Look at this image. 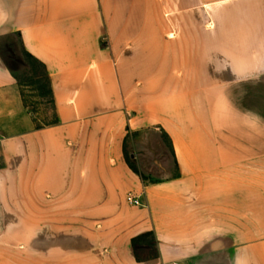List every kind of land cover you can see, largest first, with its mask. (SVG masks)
<instances>
[{
  "label": "crops",
  "instance_id": "0c3cea01",
  "mask_svg": "<svg viewBox=\"0 0 264 264\" xmlns=\"http://www.w3.org/2000/svg\"><path fill=\"white\" fill-rule=\"evenodd\" d=\"M7 36L46 68L56 124L36 129ZM15 256L264 264V0H0V264Z\"/></svg>",
  "mask_w": 264,
  "mask_h": 264
},
{
  "label": "rangeland",
  "instance_id": "374dc122",
  "mask_svg": "<svg viewBox=\"0 0 264 264\" xmlns=\"http://www.w3.org/2000/svg\"><path fill=\"white\" fill-rule=\"evenodd\" d=\"M4 53L7 55L10 68L16 73L21 94L28 109L32 112L38 124L51 123L54 120V109L51 103V97L48 94V86L45 77L44 67L27 56L20 49V43L17 36H7L3 39ZM166 143H169L164 136ZM59 264V259L35 257L26 259L25 257L15 256L6 263L1 264ZM29 262V263H28Z\"/></svg>",
  "mask_w": 264,
  "mask_h": 264
},
{
  "label": "trees",
  "instance_id": "16d2710c",
  "mask_svg": "<svg viewBox=\"0 0 264 264\" xmlns=\"http://www.w3.org/2000/svg\"><path fill=\"white\" fill-rule=\"evenodd\" d=\"M27 54V53H26ZM28 57H30L31 59H33L34 61H36L31 55L27 54ZM42 65V64H41ZM43 66V65H42ZM44 67V66H43ZM44 70H45V77H46V82H47V86H48V94L50 95L51 97V103H52V106H53V109H54V101H53V93H52V90H51V87H50V84H49V75L47 73V70L46 68L44 67ZM22 99H23V102H24V105L28 108V106L26 105V102L24 100V96L22 94ZM30 111V110H29ZM31 112V111H30ZM32 114V112H31ZM32 117L34 118V122L36 124V129H41V128H44L46 126H49V125H53V124H56L58 122V119H57V115L54 111V120L53 122L51 123H44V124H38L35 117L33 116L32 114Z\"/></svg>",
  "mask_w": 264,
  "mask_h": 264
},
{
  "label": "built area",
  "instance_id": "2783aa9c",
  "mask_svg": "<svg viewBox=\"0 0 264 264\" xmlns=\"http://www.w3.org/2000/svg\"><path fill=\"white\" fill-rule=\"evenodd\" d=\"M126 201L130 204V205H135V206H139L141 205L140 202V196H137L133 193H128L126 196Z\"/></svg>",
  "mask_w": 264,
  "mask_h": 264
}]
</instances>
